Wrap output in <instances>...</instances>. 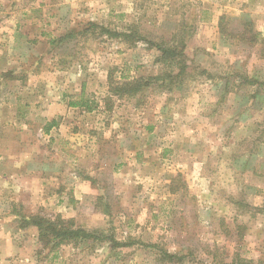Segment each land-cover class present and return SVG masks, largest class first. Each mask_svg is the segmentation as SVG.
Returning a JSON list of instances; mask_svg holds the SVG:
<instances>
[{
    "label": "rangeland",
    "instance_id": "1",
    "mask_svg": "<svg viewBox=\"0 0 264 264\" xmlns=\"http://www.w3.org/2000/svg\"><path fill=\"white\" fill-rule=\"evenodd\" d=\"M130 27L144 41L113 35ZM163 41L184 45V85L111 95L110 78L169 72L149 43ZM7 160L57 180L0 200V239L18 247L0 264H264V0H0ZM36 214L119 244L50 254L20 228Z\"/></svg>",
    "mask_w": 264,
    "mask_h": 264
},
{
    "label": "trees",
    "instance_id": "2",
    "mask_svg": "<svg viewBox=\"0 0 264 264\" xmlns=\"http://www.w3.org/2000/svg\"><path fill=\"white\" fill-rule=\"evenodd\" d=\"M93 26V24H92ZM130 33L113 34L114 36L121 38L126 41V43L134 44L138 41H144V38L138 34L137 31L130 27ZM104 31L108 32L105 28ZM73 37V34L68 35ZM254 36H257L254 34ZM64 39V38H61ZM153 47L161 53L158 61L164 63L166 68H170L169 72H162L156 76L149 77H140L135 78L131 81H123L121 83H113V79L110 78V89L109 92L111 95H117L122 97L126 95L127 97H135L140 93L144 92V89L149 88L157 83L158 87L162 90L172 91L174 88H180L184 85V81L191 76L189 71V64L186 62L182 54L184 45L181 42H178L175 45V42L171 44L169 42H149ZM181 45V49H180ZM171 80L170 84L167 83V80ZM70 106L75 107H84L83 103H74L70 102ZM89 112L93 111V108H88ZM55 124H48L46 131H50L51 127ZM19 215V214H18ZM20 228L28 229L34 228L38 235V241L40 244H45L46 247H49V253L54 255L57 253L63 246H78L82 242L86 241H98L104 242L110 240L112 243L119 244L113 238L108 239L105 236V233L101 229L88 230L86 228L77 226L74 220L67 219L63 215H21ZM164 257L168 258L170 261L176 259V255L164 252ZM233 264H263L255 263L253 261L245 260L242 258H237Z\"/></svg>",
    "mask_w": 264,
    "mask_h": 264
},
{
    "label": "crops",
    "instance_id": "3",
    "mask_svg": "<svg viewBox=\"0 0 264 264\" xmlns=\"http://www.w3.org/2000/svg\"><path fill=\"white\" fill-rule=\"evenodd\" d=\"M18 164L15 160H7L6 162L0 165V200L7 198V193H11V189L18 187L15 185H20V198H29L34 196L33 189L36 186H44V183L50 184L51 181H56L57 179L53 178L49 174H41L36 172L35 169L31 168V165L28 163L26 165ZM14 167V169H12ZM21 168V170H18ZM48 169L46 168L45 171ZM58 182H54L57 184ZM45 184V185H46ZM52 189V188H51ZM54 188L52 189V193ZM38 193V192H36ZM44 193V192H43ZM50 193V192H49ZM10 195V194H9ZM43 196V195H42ZM10 197V196H9ZM1 206V201H0ZM2 241V242H1ZM5 241V242H4ZM1 243L4 244L3 248ZM17 253L18 247L12 242V238L4 237L0 239V257L1 259L7 258L6 253ZM10 255V254H8Z\"/></svg>",
    "mask_w": 264,
    "mask_h": 264
}]
</instances>
